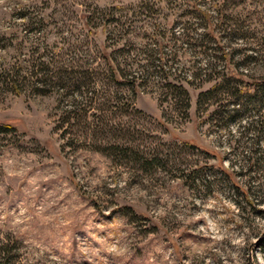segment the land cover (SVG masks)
Returning a JSON list of instances; mask_svg holds the SVG:
<instances>
[{"label": "rangeland", "instance_id": "obj_1", "mask_svg": "<svg viewBox=\"0 0 264 264\" xmlns=\"http://www.w3.org/2000/svg\"><path fill=\"white\" fill-rule=\"evenodd\" d=\"M180 1L0 0V71L38 82L0 84V124L12 127L0 132V264H264V132L242 128L252 106L231 112L205 93L221 72L239 73L236 90L264 83V0H195L211 21L196 32L213 27L231 54L211 71L201 48L176 43L161 74L108 78L194 21ZM111 7L127 16L107 38L111 26L86 16ZM222 17L250 38H219ZM63 77L82 93L65 123Z\"/></svg>", "mask_w": 264, "mask_h": 264}, {"label": "trees", "instance_id": "obj_2", "mask_svg": "<svg viewBox=\"0 0 264 264\" xmlns=\"http://www.w3.org/2000/svg\"><path fill=\"white\" fill-rule=\"evenodd\" d=\"M177 4L180 6H183L184 9L187 8V10H185V14H186L185 16L186 17L188 16L187 18H193L194 21L193 22L187 21L185 22L187 23L186 25L183 24L184 26L183 25L181 26V33H178L180 36H178V34L175 35L173 33L172 27H169L167 30H170L171 33L169 35H166L167 43H161L160 49L154 48L153 46V47H149L148 49L142 51L143 57H141L138 61H133L135 67H132L131 65L128 66L127 63L125 64L122 63L121 65V64H118L117 62H115L114 68L108 66L107 67L109 70L108 78L110 81H113L117 84H122V82L133 84L134 81L137 79V77L142 78L144 75L154 76L157 74H161V72L163 71V68L165 67L166 69H168L169 64L172 63V61H170L171 58H169V53L164 56L165 51L166 49H169L170 47H174L176 43H177V46H184V47L191 48L193 50L195 48L202 49L201 52L202 54L206 56V59H203L204 61H203V66L201 67L202 68L201 70L211 71L214 68L213 66L218 65L216 64L217 61L223 60V61L229 62V58H227L226 55L231 56V54L224 51L225 50L224 46L226 47V45H221V46L217 45L216 44L217 42L214 41V37H212V35L210 37L206 35V31L207 32L209 31L207 33L209 35L211 34V31H214L213 27L209 30L196 32L197 25L201 26L200 22H203L202 27L204 28L206 27L209 28L211 24V21H209L208 19L209 17L208 15L198 14L199 13L198 9H195L193 7L196 4H200V2L195 1V0H181ZM221 6L222 5H219L216 8V10H219V9L222 10ZM122 9H125V8L111 7L107 10V12H105V10L104 11L102 10L101 12H97L96 14L93 12L88 13V15L86 16V19H87L86 22L88 23L93 20V22L96 21L100 23V21H103L102 24L105 25L106 27L111 26V29L110 28L107 29L106 36L108 38L110 37V35L113 34L112 32L116 30V27H119L118 25L122 26L126 20V16H127L126 12H124L123 14L122 11H119ZM126 9L128 8L126 7ZM116 10H118L119 13H116ZM115 14H118V15L116 16ZM113 15H115V17ZM120 17H123L122 21H120L119 19ZM238 27L239 26H237L236 20L232 21L224 17L220 19L219 24L216 26V28L218 29L217 32H219V38H222V37L223 38L225 37L227 39L229 38L243 39L245 37L247 38L248 36L246 35L235 33V31L239 30ZM159 37L161 38L165 37L164 33H162V35H160ZM250 51L251 53H248V55H246V57H248L249 59L253 58L251 57V54L254 53V51L252 50ZM128 52L126 51V53L123 55L129 54ZM218 53L220 55H217ZM140 60H143L144 62H140ZM168 61L170 62L167 64ZM198 68L199 66L196 67V69ZM223 68L224 67H222L221 69ZM21 72H22L21 69H17L15 67H10L9 69H2L0 71V84L16 86V84H31V82L32 83L37 82L35 78L34 79L32 78L34 73L30 69L26 70L27 74H25V71L22 73ZM62 72H65V71H62ZM192 74L191 76H193ZM236 75H239V73L238 74L232 73L231 75V72L229 74L225 72H221L220 74H217L213 78V80L217 78L216 85L214 86V88L206 90L205 93L206 94L208 93L209 94L208 98H211V99L214 98V96H219V98L213 102L215 103L217 102L216 103L217 107L231 105L232 106V109L230 110L231 112L237 111L238 108H234L233 105L239 106V102L245 105H250V107L252 106L253 111H252V114L249 115L250 118L251 117L252 118L246 121L245 125L242 126V128H244L245 126L247 127V129L244 131L246 133H250L254 135L261 134L264 132V83L259 86H256V88H253L251 92H249L248 89L244 91L236 90L234 87L228 86L229 78H231L230 80H233L231 82L232 84L235 85L239 83V81H237L236 79H233L234 76ZM60 76L59 78H61ZM118 78H122L124 80L122 81L120 80L119 81L120 83H119ZM63 79L67 81L65 82L66 84H64L63 86L70 88V92H68L67 95L71 97V102L69 103V109H67L66 111L67 115H65L64 119L62 120V122L65 123L69 119H72L74 115L72 112H74V109L78 107L79 102L76 99H74V96H76V94L82 95V93L78 91V89L74 87L73 85V82L75 83L76 80L72 78H65V77H63ZM175 89L178 90L176 95L177 96L179 95L180 97H182L181 101L183 102V108L186 109L187 108V96H186L185 91L180 86H178ZM223 95L229 96L230 100L228 99L225 100V97H223ZM223 99L225 100V103L219 104L218 101H222ZM224 113L227 114L228 112L224 111ZM239 118H240V115H239ZM249 125L251 126V128H248L250 127ZM11 128L12 127L10 125L0 124V132L9 130ZM259 152L261 153V156L254 158L256 162H259L258 159H261L262 161H264V155H263L264 151H263V154H262V151H259ZM251 171H254V170H251ZM252 181L250 180L249 183ZM232 186H235V185H232ZM258 186L260 185H258L257 183L251 187L253 188L256 187L259 190ZM256 188L251 190L250 186H247L243 190L240 189L239 193H240L241 198H243L244 200H247L250 195L251 196L256 195L258 191Z\"/></svg>", "mask_w": 264, "mask_h": 264}]
</instances>
